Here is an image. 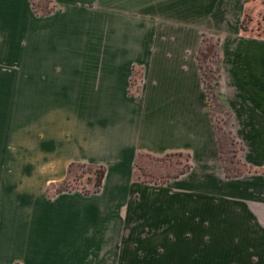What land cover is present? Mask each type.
<instances>
[{
  "label": "crops",
  "instance_id": "crops-1",
  "mask_svg": "<svg viewBox=\"0 0 264 264\" xmlns=\"http://www.w3.org/2000/svg\"><path fill=\"white\" fill-rule=\"evenodd\" d=\"M243 3L0 0V143L39 161L0 168V264H264V37L236 23L220 42L240 177L220 161L198 60ZM174 154L185 172L134 179L138 157ZM71 165L103 167L100 190L57 193Z\"/></svg>",
  "mask_w": 264,
  "mask_h": 264
},
{
  "label": "rangeland",
  "instance_id": "rangeland-1",
  "mask_svg": "<svg viewBox=\"0 0 264 264\" xmlns=\"http://www.w3.org/2000/svg\"><path fill=\"white\" fill-rule=\"evenodd\" d=\"M32 4L41 11L42 7H45L42 0H32ZM243 4L242 14L237 17H223L221 25L212 26V31L203 34L198 52L202 81L212 105L211 112L217 132L220 161L228 177H240L249 169L244 164V148L234 136L230 114L224 106L218 87L221 77L220 55L222 52L220 42L234 33L236 23L239 24L240 34L249 37H264V0H244ZM210 26L209 24L208 27ZM21 151L22 145L0 143V168L38 166L39 161L14 158L18 155L16 153ZM188 168V157L184 155L174 154L163 158L140 156L136 162L134 179L143 183L165 184ZM98 175L97 168L75 165L70 169L64 184L60 188L92 193ZM149 231L151 230L148 229L146 234H149ZM110 264H117V257H110Z\"/></svg>",
  "mask_w": 264,
  "mask_h": 264
},
{
  "label": "trees",
  "instance_id": "trees-1",
  "mask_svg": "<svg viewBox=\"0 0 264 264\" xmlns=\"http://www.w3.org/2000/svg\"><path fill=\"white\" fill-rule=\"evenodd\" d=\"M33 5V4H32ZM34 7V9H36V11H39V8L38 7H36V6H33ZM219 58V57H218ZM200 70H201V67H200ZM73 166H75V165H71L70 166V169L73 167ZM94 168H97L98 169V171H99V175L97 176V181H96V183H95V185H94V190L92 191V193H97L99 190H100V188H101V183H102V179H103V177H104V174H105V170H104V168L103 167H94ZM70 171V170H69ZM227 175V174H226ZM228 176V175H227ZM63 184H64V182H63ZM71 190H74V189H61V188H59V189H57L56 190V192L57 193H59V192H63V191H71ZM85 193V192H84ZM85 194H88V193H85Z\"/></svg>",
  "mask_w": 264,
  "mask_h": 264
}]
</instances>
